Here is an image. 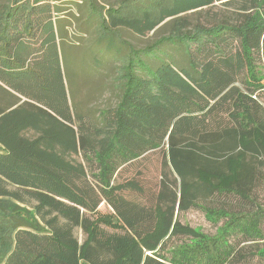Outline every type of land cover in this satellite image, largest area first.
<instances>
[{
  "label": "trees",
  "instance_id": "1",
  "mask_svg": "<svg viewBox=\"0 0 264 264\" xmlns=\"http://www.w3.org/2000/svg\"><path fill=\"white\" fill-rule=\"evenodd\" d=\"M204 7L229 12L191 24L185 13ZM60 13L54 0H0V264L264 259V0H170L134 16L106 7L102 29L144 34L167 19L168 31L129 48L99 125L71 106ZM153 152L163 160L151 199L126 196L144 188L121 171ZM214 195L224 200L199 203ZM192 207L219 231L182 224Z\"/></svg>",
  "mask_w": 264,
  "mask_h": 264
},
{
  "label": "rangeland",
  "instance_id": "2",
  "mask_svg": "<svg viewBox=\"0 0 264 264\" xmlns=\"http://www.w3.org/2000/svg\"><path fill=\"white\" fill-rule=\"evenodd\" d=\"M54 1L61 9L58 21L61 27H64L62 36L66 41L62 43L63 66L71 106L80 110L85 120L99 125V111L115 106L119 99L120 66L127 59L129 48L144 47L168 31V27L163 24L167 19L161 22L154 32L141 34L125 26L112 27L108 23H105L106 28L102 29L99 18L104 16L105 8L108 6L118 7L122 14L128 16H134L144 8L148 9L151 15H155L159 6L169 4L170 0H86V3L79 0ZM76 2L78 4H75ZM91 2L96 4V8L99 5L97 10ZM228 12L220 7H204L189 11L185 15L191 24L210 25L214 18ZM109 39L111 43H108ZM94 67L96 69L92 71ZM260 67L264 73V65ZM257 98L264 105V90L259 92ZM162 160L159 153L153 152L126 166L121 171L120 179L135 177L144 188V193L124 191V194L136 200L149 202L161 175ZM263 194L264 190L260 187L258 193L260 199H264ZM221 200L224 198L214 195L205 201L200 200L199 203L215 206ZM99 209L104 212L108 207L102 203ZM179 219L182 224L204 235H214L220 228V223L215 222V218L198 207L181 212ZM75 235L80 242L84 238L81 230H76ZM261 245L264 246V240ZM252 263L264 264V259L254 258Z\"/></svg>",
  "mask_w": 264,
  "mask_h": 264
}]
</instances>
